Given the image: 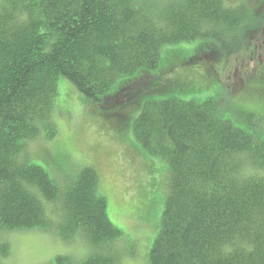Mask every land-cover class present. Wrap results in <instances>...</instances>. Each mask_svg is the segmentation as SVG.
<instances>
[{"label":"trees","instance_id":"1","mask_svg":"<svg viewBox=\"0 0 264 264\" xmlns=\"http://www.w3.org/2000/svg\"><path fill=\"white\" fill-rule=\"evenodd\" d=\"M163 1L0 0V264L10 254L3 234L34 227L67 250L84 247L80 256L56 255L54 264H119L124 254L127 236L108 217L94 166L62 187L27 160L41 127L49 137L55 132L59 77L115 118L121 132L131 115L117 110L145 94L149 84L134 81L156 68L163 49L209 39V50L232 56L264 18L249 0ZM120 76L133 82L111 94ZM152 94L129 123L139 147L163 160L169 176L147 264H264V139L225 118L214 99ZM246 105V116L258 117Z\"/></svg>","mask_w":264,"mask_h":264},{"label":"rangeland","instance_id":"2","mask_svg":"<svg viewBox=\"0 0 264 264\" xmlns=\"http://www.w3.org/2000/svg\"><path fill=\"white\" fill-rule=\"evenodd\" d=\"M152 1L159 5L165 2ZM228 1H235L233 5L244 3V0ZM259 2L249 0L258 16L264 15V5ZM252 32L247 47L232 56H224L217 49L209 50L212 47L209 39L172 45L168 52L163 49L156 68L146 69L143 79L134 81L145 80L149 84L145 94L138 98V103L122 105L117 110L119 114L131 115L121 132L111 123L115 118L98 112L69 80L58 78V95L51 114L55 132L49 137V128L42 126L40 134L29 141L26 157L43 167L62 187L83 166H94L99 175V191L107 199L108 217L127 236L119 264H147L168 189L166 163L148 157L129 128L147 94L157 92L150 96L173 95L184 100L214 99L225 118L264 139V20ZM202 46L205 50H201ZM171 59H178L179 66L161 72L160 68L169 65ZM133 78L118 77L109 92L132 83ZM245 85L248 91L243 88ZM246 104L258 109L260 121L255 115L246 116ZM5 238L10 253L8 264H54L55 256L65 251L75 256L84 253L81 243L70 244L67 250L60 240L38 227L8 232L3 234Z\"/></svg>","mask_w":264,"mask_h":264}]
</instances>
